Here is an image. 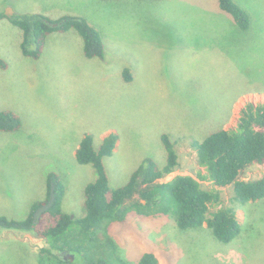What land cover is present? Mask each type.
<instances>
[{
    "label": "rangeland",
    "instance_id": "374dc122",
    "mask_svg": "<svg viewBox=\"0 0 264 264\" xmlns=\"http://www.w3.org/2000/svg\"><path fill=\"white\" fill-rule=\"evenodd\" d=\"M236 2L251 17L245 32L216 0H3L4 13L11 9L12 15L85 19L101 33L104 55L87 58L70 29L51 33L39 59L26 57L21 30L0 20V58L8 63L0 69V109L22 120L17 132H0V216L26 218L32 203L46 198V175L55 172L64 185L63 211L82 217L83 189L95 178L93 167L75 158L86 134L96 146L110 133L118 137L103 159L111 188L124 184L147 157L164 162V132L180 162L164 181L205 175L191 142L215 128L235 127L245 104H264V0ZM263 172L264 164H252L240 176L255 179ZM220 189L223 206L234 207L240 226L229 243L218 241L205 223L181 230L169 214L130 212L123 221L104 220L90 240L63 238L81 253L67 251L64 260L57 252L61 261L51 260L86 264L84 256L137 264L153 252L158 264H264V198L241 205L232 201V186ZM47 246L35 232L0 228V264H40V249Z\"/></svg>",
    "mask_w": 264,
    "mask_h": 264
},
{
    "label": "trees",
    "instance_id": "16d2710c",
    "mask_svg": "<svg viewBox=\"0 0 264 264\" xmlns=\"http://www.w3.org/2000/svg\"><path fill=\"white\" fill-rule=\"evenodd\" d=\"M2 1L0 5H3ZM216 3L218 10L233 22L239 32L249 29L251 17L236 0H216ZM2 18H7L21 30L20 47L26 57L38 59L51 33L70 29L80 36L83 54L87 58H102L104 55L101 33L83 18L63 16L52 20L38 13L6 16L3 9L0 11ZM7 67L8 63L0 58V69ZM125 79L130 80L129 71L125 72ZM21 124L18 112L0 109V132H17ZM160 138L165 150L164 162L159 164L147 157L124 184L111 188L103 159L113 153L118 137L110 133L96 146L93 137L86 134L78 144L75 158L79 164L91 165L95 178L83 189V216L73 218L63 211V181L57 173L49 172L46 175V198L32 203L29 215L24 219L0 216V228L35 232L43 238L48 246L40 249V264H46L48 260L50 264H54V260L61 261L57 252L80 254L79 246L62 244V239L76 235L82 240H90L96 236L104 220L123 221L130 212L144 216L169 214L181 230L199 228L205 223L218 241L231 242L240 232L239 221L234 207L223 206L220 188L232 186V201L241 205L264 198V172L255 179L246 180L240 176L248 166L264 164V104H245L240 109L235 127L215 128L202 139L191 142L197 164L206 171L205 175L198 174V178L176 175L164 181L167 175L180 167V162L170 135L164 132ZM200 180H209L214 187L205 188ZM52 184L55 200L51 208L34 222V211L48 201ZM212 206L215 209L210 212ZM109 241L121 257L119 247L112 239ZM81 258L86 264H110L101 259L87 261L84 256ZM137 264H158V260L153 252H145Z\"/></svg>",
    "mask_w": 264,
    "mask_h": 264
},
{
    "label": "water",
    "instance_id": "95a60500",
    "mask_svg": "<svg viewBox=\"0 0 264 264\" xmlns=\"http://www.w3.org/2000/svg\"><path fill=\"white\" fill-rule=\"evenodd\" d=\"M12 10L11 9H8L7 12H5V15L6 16H11L12 15ZM56 25V24H54ZM55 200V192H54V184L51 185V190H50V197L48 199V201L39 206L35 211H34V214H33V220L34 222H37L38 219L40 218V216L46 212L47 210H49L53 204ZM73 217V216H72ZM67 252V251H66ZM67 256L69 257L70 260H73L74 258L71 256L70 253L67 254ZM64 260H66V258H63Z\"/></svg>",
    "mask_w": 264,
    "mask_h": 264
},
{
    "label": "crops",
    "instance_id": "0c3cea01",
    "mask_svg": "<svg viewBox=\"0 0 264 264\" xmlns=\"http://www.w3.org/2000/svg\"><path fill=\"white\" fill-rule=\"evenodd\" d=\"M1 5H2V4H1ZM4 5H5V4H4ZM4 5H2V9H4ZM216 6H217V3H216ZM217 9H218V8H217ZM2 19H4V18H2ZM2 19H0V20H2ZM5 20H7V19H5ZM54 33H55V32H54ZM76 34H77V33H76ZM49 37H50V36L47 37V40H46V43H45V47H46V45H47V42H48V40H49ZM103 42H104V41H103ZM45 47H44V50H45ZM44 50H43V53H44ZM43 53H42V55H43ZM42 55H41V56H42ZM41 56H40V57H41ZM40 57H39V58H40ZM39 58H38V59H39ZM7 68H8V67H7ZM7 68H6V69H7ZM3 70H5V69H3ZM236 216H237V214H236ZM237 218H238V217H237ZM238 221H239V220H238ZM240 222H241V221H240Z\"/></svg>",
    "mask_w": 264,
    "mask_h": 264
},
{
    "label": "flooded vegetation",
    "instance_id": "af4514ba",
    "mask_svg": "<svg viewBox=\"0 0 264 264\" xmlns=\"http://www.w3.org/2000/svg\"><path fill=\"white\" fill-rule=\"evenodd\" d=\"M61 252H62V255H63L62 258L68 259L66 256H64V254H65L66 251H61Z\"/></svg>",
    "mask_w": 264,
    "mask_h": 264
},
{
    "label": "built area",
    "instance_id": "2783aa9c",
    "mask_svg": "<svg viewBox=\"0 0 264 264\" xmlns=\"http://www.w3.org/2000/svg\"><path fill=\"white\" fill-rule=\"evenodd\" d=\"M255 104V103H254Z\"/></svg>",
    "mask_w": 264,
    "mask_h": 264
}]
</instances>
